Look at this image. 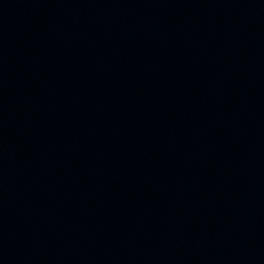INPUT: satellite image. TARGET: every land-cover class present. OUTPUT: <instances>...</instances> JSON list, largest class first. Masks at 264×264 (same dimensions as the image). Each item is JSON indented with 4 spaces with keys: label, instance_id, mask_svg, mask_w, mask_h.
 Returning <instances> with one entry per match:
<instances>
[{
    "label": "water",
    "instance_id": "1",
    "mask_svg": "<svg viewBox=\"0 0 264 264\" xmlns=\"http://www.w3.org/2000/svg\"><path fill=\"white\" fill-rule=\"evenodd\" d=\"M0 264H264V0H0Z\"/></svg>",
    "mask_w": 264,
    "mask_h": 264
}]
</instances>
